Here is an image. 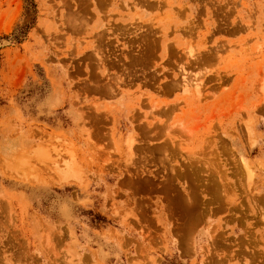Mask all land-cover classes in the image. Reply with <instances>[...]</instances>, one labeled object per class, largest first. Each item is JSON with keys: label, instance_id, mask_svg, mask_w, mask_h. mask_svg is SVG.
<instances>
[{"label": "rangeland", "instance_id": "obj_1", "mask_svg": "<svg viewBox=\"0 0 264 264\" xmlns=\"http://www.w3.org/2000/svg\"><path fill=\"white\" fill-rule=\"evenodd\" d=\"M0 264H264V0H0Z\"/></svg>", "mask_w": 264, "mask_h": 264}, {"label": "bare ground", "instance_id": "obj_2", "mask_svg": "<svg viewBox=\"0 0 264 264\" xmlns=\"http://www.w3.org/2000/svg\"><path fill=\"white\" fill-rule=\"evenodd\" d=\"M22 151H23V149H22ZM26 151V150H25ZM24 151V152H25ZM31 151V154H32V150H30ZM35 151H37V149L35 150ZM39 151H41V152H39ZM38 152H37V154L34 156L35 158L38 156V153H39V155H40V157L38 156L37 158L39 159H42L43 157L45 158L44 160H46V157L45 156H47V154L48 153H46V151L44 152V154L46 153V155L44 156L43 155V151L44 150H39ZM24 152H22V153H24ZM21 153V152H20ZM27 155H28V153H26ZM25 154V155H26ZM52 154V153H51ZM50 154V155H51ZM18 155H20V154H18ZM33 155H34V153H33ZM50 155H48L47 157H49ZM42 157V158H41ZM25 158V156L23 157V154L21 155V157H19V156H17V155H15V153L14 154H10L8 157H6V159L5 160H7L6 162H7V167L9 166L11 169L13 168V169H16L17 170V167L20 165L19 163L21 162L22 164L24 163L25 165H26V163L28 164V162H26V161H28L26 158ZM29 158V157H28ZM50 158V157H49ZM25 161H24V160ZM21 160V161H20ZM23 160V161H22ZM35 160V159H34ZM57 160L55 159V162H56ZM45 162V161H44ZM53 162V161H52ZM54 163V162H53ZM19 164V165H18ZM52 164V163H51ZM55 165H57L58 163H54ZM27 166V165H26ZM25 166V167H26ZM20 167H22L21 165H20ZM23 168V167H22ZM21 168V169H22ZM56 168V167H55ZM68 169V168H67ZM8 170V169H7ZM57 170V169H56ZM69 170V169H68ZM61 171H63L62 169H61ZM19 172H20V170H19ZM58 173V172H57ZM62 174H63V172H62ZM68 174V173H67ZM70 174V173H69ZM23 175V174H22ZM72 175V174H71ZM60 176V175H59ZM66 176V175H65Z\"/></svg>", "mask_w": 264, "mask_h": 264}]
</instances>
